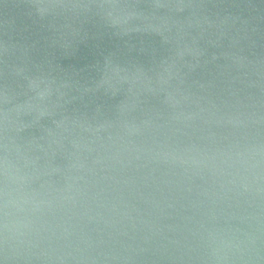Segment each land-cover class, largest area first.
I'll use <instances>...</instances> for the list:
<instances>
[{
    "label": "water",
    "instance_id": "obj_1",
    "mask_svg": "<svg viewBox=\"0 0 264 264\" xmlns=\"http://www.w3.org/2000/svg\"><path fill=\"white\" fill-rule=\"evenodd\" d=\"M0 264H264V0H0Z\"/></svg>",
    "mask_w": 264,
    "mask_h": 264
}]
</instances>
